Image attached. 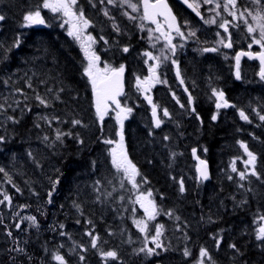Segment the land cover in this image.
<instances>
[{
	"label": "trees",
	"instance_id": "16d2710c",
	"mask_svg": "<svg viewBox=\"0 0 264 264\" xmlns=\"http://www.w3.org/2000/svg\"><path fill=\"white\" fill-rule=\"evenodd\" d=\"M41 2L0 0V15L5 17L0 21V136L4 137L0 201L5 194L11 198V203H0V264H60L54 259L58 254L65 264H199L200 260L204 264H264V243L256 239L264 226V121L259 118L264 115V89L259 86L253 92L249 80L234 83L229 69L233 62L226 52L203 51L216 46L218 24L207 25L170 0L180 25L187 22V31H196V38L183 39L184 49L176 47L175 55L170 54L190 91L189 104L184 93L173 98L167 87L160 88L158 95L141 87L133 91L130 80L144 71L137 55L147 46L136 20L119 14L115 4L117 32L97 11L99 2L77 0L74 10L82 9L91 21L88 33L102 46L103 58L115 64L125 59L127 83L121 105L132 112L123 123V141L140 173L139 188H133L124 172L112 164L111 149L120 140L117 115L112 111L101 120L95 113L91 84L83 74L87 60L79 42L67 34L68 26L61 27L65 17L41 9L45 23L24 26V15ZM220 12L231 20L222 8ZM239 25L245 29L243 23ZM182 31L187 33L184 27ZM17 37L21 44L12 47ZM124 47L129 51L124 52ZM163 68L170 74L174 71L169 62ZM170 79L175 84L174 77ZM213 89L224 92L228 107L216 108ZM37 95L47 106L39 103ZM146 96L151 97V105ZM153 104L169 111L159 127L151 122ZM240 110L247 121L241 119ZM214 114L216 120H212ZM73 120L81 123L73 125ZM57 132L71 135L56 140ZM240 142L256 156L254 165H246L247 171L240 163L247 155ZM193 149L209 163L205 182L196 179ZM149 192L159 214L141 233L133 221L147 217L136 195ZM21 205L37 219L38 228H24L17 215ZM158 224L163 226L159 242L164 248L156 249L159 255L146 256L139 249L146 244L155 248L151 237ZM88 232L98 236V248L91 246ZM202 247L211 259L200 257ZM18 248L23 251L14 250ZM101 251H115L117 258H102Z\"/></svg>",
	"mask_w": 264,
	"mask_h": 264
},
{
	"label": "snow or ice",
	"instance_id": "6c2138e0",
	"mask_svg": "<svg viewBox=\"0 0 264 264\" xmlns=\"http://www.w3.org/2000/svg\"><path fill=\"white\" fill-rule=\"evenodd\" d=\"M101 3H104V0H100ZM117 0H107L108 4H115ZM186 4H188V7L191 8L195 14L200 17L202 20H204L205 24H218V27L223 29V33L227 34L225 37L221 33H217V36L220 37V40L218 41L219 44L223 45V47L231 48L232 47V41H231V32L229 31L230 27H239V23L233 24L232 21L224 19L223 15L218 9L223 8L224 12H227L229 16L232 17V20L236 21H242L244 25H246L247 33L252 38V44L259 45L262 49L260 53L253 54L251 52H239L237 53L235 59H236V65H237V71H236V78L240 79V71H239V63L241 56L247 55L250 58L253 57V55L258 56L260 60V71L258 73L261 80H264V0H252V3L256 6L255 12L253 10L249 9L248 7H244L242 10L239 9L238 6V0H223V3H221V0H198L197 3L192 4L188 3V0H184ZM120 5H127L132 12H138L140 10V7L142 6L143 15L140 16L141 20L151 21L153 24L156 25L155 29H148L149 32V39H152V33L153 32H159L160 36L156 37V40H159L161 37L166 41L164 48L169 50L172 55H175L176 52V45L173 43V35L174 32L177 36H179L182 39H190V38H196V31L194 29H189L187 33L182 31V27L188 28L187 22L182 26L177 22V18L172 14L171 9L168 7L166 0H139V3H133L132 0H119ZM77 4V0H43L42 5L38 6L37 9L34 12H28L24 15L23 20L25 22L24 26H32V25H38V24H44L45 20L41 16V9H48L52 13L55 14H62L64 17H67L68 19L64 21L63 24H61V27L68 26V35L70 37H73L77 42H79L81 46V50L84 52L85 58L87 60V66L84 68V75L88 77L89 82L91 84L93 97H94V104L96 109L97 116L103 120L104 115L107 114L108 108H109V102L111 104H114L119 111L117 112V122L120 125V131L117 132V135L120 137L119 142L117 143V148L120 149V151H117V148L111 149V157H112V164L113 166L118 170H122L125 174V178L128 180L129 183L132 184L133 188H139V185L136 182V177L140 175L139 170L136 168V166L129 160L127 153L124 151L123 146V123L124 120L128 118V116L132 112V108L129 107H122L120 104V101L117 99L120 95L123 94V83H122V77L124 73V65H121L119 69L113 68L108 64H104V68L101 69L99 67L100 57L96 54L95 51L92 50V47L94 44L97 43L95 37H93L90 33H86L85 30L89 28L91 21L87 19L84 15V12L82 9L79 11L74 10V6ZM201 4L203 5H212L215 4L214 8H209V13H213L214 15L211 16L210 19H205L202 12L200 11ZM94 6V5H93ZM104 15L108 16V11H104ZM125 16H128L130 20H136L137 17L130 15L128 12L124 13ZM157 17H163L164 22L167 25V31L164 30L161 22L157 19ZM216 17H220L223 21L218 22ZM248 17H251V22H249ZM5 17L3 15H0V21H3ZM113 28L115 31L119 32V28L116 24H113ZM140 28L143 30L144 25L141 24ZM101 40H104V37H100ZM227 40V42H225ZM105 43H107L106 40H104ZM21 44V40L19 37L16 38L15 43L12 45V47H19ZM252 44L249 45V48L252 47ZM2 46V45H0ZM152 47H155V43H152ZM124 52H128L129 48L124 47ZM204 52H216L218 51V48H204ZM143 55L147 56L148 59L145 60V63L148 64L149 61H153V63L149 67V73L150 75L148 77H145L143 80H141L140 77H137V86H143L145 89L150 88L153 83H160L159 75L157 73V69L160 67L161 64H163L166 60H168L170 57L164 54V49L161 50V55L156 56L153 55L150 51H145ZM172 64L177 66V77L179 78L180 72L177 65V61L175 59H172ZM166 83V81H163ZM181 84H183V80L180 81ZM31 87V85H29ZM19 91V90H17ZM187 91V89H185ZM213 95L217 97V103L216 108L220 109L221 107H228V101L224 98L223 91H216L213 89ZM36 99L39 101L41 105L47 106V101L42 98L41 96L37 95ZM146 99L148 100L149 104H152V99L149 96H146ZM179 102V101H177ZM192 103V97L189 95V104ZM3 106L0 105V108ZM183 107V105H182ZM192 111L194 112L195 109L193 108ZM255 111V109H254ZM164 116H168L169 113L167 109L163 110ZM241 119L247 121L248 116L245 114L243 110H240L239 112ZM259 115V113H257ZM152 116L154 120V126L159 127L161 124V120L157 116V108L156 105H152ZM216 115L214 114L212 116V120H216ZM261 121H264V115L259 116ZM9 119L14 120L13 117H9ZM42 119H47V117H42ZM53 119H58V117H53ZM15 122V121H14ZM73 125H78L81 122L78 120L72 121ZM39 127V125H37ZM64 135H71V133H62L57 132L56 140H61V137ZM45 140L48 138L45 137ZM165 139H168V137H165ZM4 140V137L0 136V142ZM80 143H83V141H79ZM105 143L112 144L114 143L111 140H106ZM240 146L244 148V151L247 153L249 160L246 161V163H252L255 164L256 156L248 151L247 145L243 142H240ZM195 149H193V153L195 154ZM31 155V153H29ZM175 155V154H173ZM200 167L197 168V172L199 173L198 179L207 180L209 178L208 170H207V164L205 161H200ZM232 171H236V168L233 166ZM0 172H4L3 168H0ZM7 175V173H5ZM252 175H256L255 170L253 169ZM241 179H244L245 173H240ZM231 179V177H229ZM146 182V181H145ZM59 183V180L55 181L53 183V189L48 193V196L51 197L53 195V192L55 191V185ZM99 184V181L96 182ZM123 186V185H121ZM184 185L183 181L180 182V191L181 193L184 192ZM17 191H20V189L17 188ZM152 193H147V196H145L143 193H140L137 196V202L141 204V207L144 209L145 216L147 217V220H134L133 223L138 228V230L141 233H146L148 230V221H152L156 218V215L159 214V210L156 208V205L154 202H152L150 199L148 200V205L146 206L144 204V200L148 197H151ZM7 201L8 203H11V198L8 195H4V201H0V203H4ZM51 203V199L48 201ZM21 207H25L21 205ZM77 207H79L77 205ZM151 209V210H150ZM135 211V210H134ZM171 215V213H168ZM24 219H27L31 221V223L36 226L37 221L36 218L33 216H28ZM179 219V217H177ZM261 219H264V217H261ZM79 222V221H78ZM90 223V222H89ZM21 225L18 223L16 224V228L19 229ZM61 228H63V225H60ZM163 226L162 225H156V233L155 236H152L151 239L153 243L155 244V248L147 247V244L144 248L139 249L140 252L145 253L146 256H154L159 255V253L156 251V249H163L164 246L159 242V237L162 235ZM9 236H11V232L8 233ZM63 235V233H62ZM86 235H89L91 237V246L93 248H98V236L92 235L91 232L86 233ZM256 239L258 241H261L264 243V226H261L256 235ZM217 245L220 244V240L216 241ZM231 248L235 249L236 246L234 244L230 245ZM15 251H23V249L18 248L14 249ZM190 253L187 249L184 251V255L188 256ZM100 255L102 258H117V253L115 251H101ZM200 257H208L209 256L208 250L205 248L200 249ZM54 259L59 261L60 264H65L64 258L60 255H55ZM84 257L81 256V260H83ZM199 264H204L203 260L199 261Z\"/></svg>",
	"mask_w": 264,
	"mask_h": 264
},
{
	"label": "rangeland",
	"instance_id": "374dc122",
	"mask_svg": "<svg viewBox=\"0 0 264 264\" xmlns=\"http://www.w3.org/2000/svg\"><path fill=\"white\" fill-rule=\"evenodd\" d=\"M136 0H132L133 3H135ZM195 1V3L198 2V0H193ZM239 1V0H238ZM96 2H99L101 4V6H98L97 7V11L99 12V14L109 23H112L113 24H116L118 26V24L116 23V17L114 16V11H113V8L115 6V4H117V6L119 7L118 8V12L119 14L123 15L124 17L128 18V16H125L124 13L125 12H128L130 15L132 16H135L137 17L136 19V24H137V27H138V30L139 32H141L143 35V38L142 40H144V42H146V45H147V49L150 50V52L153 53V55H156V56H160L161 55V50L164 49V54L167 55V56H170L171 52L167 49L164 48V45L166 43V41L161 37L159 40H156L155 38L160 36V33L159 32H153L152 33V39L150 40L149 39V32H148V29L151 28V29H155L156 28V25L154 26H150V25H144V29L142 30L140 28V25L141 24H144V22H142L143 20L140 19V16H142V13L140 14L139 11L138 12H132V10L127 6V5H120L119 3V0H117V2L115 4H108L107 3V0H104V3H101L100 0H96ZM242 3H239L238 6H239V9L242 10L244 7H248L249 9L253 10V12H255L256 10V6L252 3V0H241ZM42 3V2H41ZM223 3V2H222ZM203 6V4H201V7ZM215 7V4H212V5H208V7L204 10L206 12V14L208 15V18L207 19H210L212 15H214L213 13H209L208 9L209 8H214ZM108 11L109 15L108 16H105L104 15V11ZM219 11V9H218ZM226 15H228V13L226 12ZM217 18V17H216ZM68 18L65 17V20H67ZM249 19V22H251V17H248ZM64 20V21H65ZM63 21V23H64ZM239 23H243L242 21H239ZM209 25V24H207ZM212 25V24H211ZM243 27L245 28V32H246V37L245 38H242V41H248V38H251V36L247 33V28H246V25L243 24ZM88 29L87 28L85 30L86 33H88ZM182 30V29H181ZM185 31L187 32V28H185ZM97 41V40H96ZM104 42V41H103ZM155 43V47H152V43ZM173 43L176 45V47H181L182 49L185 48V42L183 41L182 38H180L179 36H177L176 34L173 35ZM249 44H252V38L250 39V42ZM103 45L105 46L106 43L104 42ZM215 45H218L217 43H215ZM252 45H255V44H252ZM259 46V45H258ZM217 47V46H215ZM92 50L96 52V54L100 57V62H99V67L101 69L104 68V64H108L110 65L111 67L113 68H117V66H119V64L116 66V64L112 61H106L103 56L101 55V52H102V46L100 47L99 44H98V41L96 44L93 45L92 47ZM168 62V60H166L162 66ZM87 66V65H86ZM151 66V65H150ZM138 75L132 77V79L130 80L131 82V88L133 89V91H136L139 87L137 86V80L136 78L137 77H140L141 80H143L144 78L142 77L143 75L137 73ZM161 81V80H160ZM156 85H164L163 82H160V83H155V86ZM162 88V87H160ZM162 92L165 93L164 90H161ZM219 92V91H218ZM164 109H167V108H159V111H160V119L163 121V119H167L169 117L168 116H164L163 114V110ZM168 111V109H167ZM116 115H117V112H115ZM169 113V111H168ZM162 114H163V117H162ZM119 142V141H118ZM123 146H124V151H125V143L123 141ZM113 148H117V143L113 146ZM117 151L119 152L120 149L117 148ZM249 160V157L248 155L245 154L244 157L240 158V163L243 164V166L246 167V171H247V166H252V163H246V161ZM140 193H138L136 195V200H137V196L139 195ZM144 194V193H143ZM145 196H147V193L144 194ZM151 200L153 202V200L151 199V197H148L147 199H145L143 202L144 204L147 206L148 205V200ZM139 207L142 209L144 215H145V212H144V209L141 207V204L138 203ZM22 208V210H20L19 213H17L18 217H19V220H22L24 222V228L27 229V231L31 230V229H34V228H38L39 227V224L37 223L36 226H34L31 221L27 220V219H24L28 216H33L29 213V211H27L26 209H24L23 207H19V209ZM151 210V209H150ZM34 217V216H33ZM37 220V219H36ZM48 226H52L50 223H48ZM59 245V244H58ZM79 245V241H78V244ZM59 255V254H58ZM73 255H75L73 253ZM61 256V255H60Z\"/></svg>",
	"mask_w": 264,
	"mask_h": 264
},
{
	"label": "flooded vegetation",
	"instance_id": "af4514ba",
	"mask_svg": "<svg viewBox=\"0 0 264 264\" xmlns=\"http://www.w3.org/2000/svg\"><path fill=\"white\" fill-rule=\"evenodd\" d=\"M205 9L206 8H202V7L200 8V11H202V14H203L204 18H205V15H206V12L204 11ZM161 24H162V26L164 28V25H163L162 22H161ZM233 24H236V23H233ZM216 30H218V32L221 33L222 35H224L225 37L227 36V34L223 33V29H221V28L218 29L217 28ZM229 31L231 32L232 47L231 48H226L225 47L224 49L220 47L219 49H220V52H226L231 57L234 58V60L231 59V61L233 62V65L230 66V68H229V69H231V72H232L233 82L236 83L237 81L244 82L246 80H249L250 82H249L248 88L252 89L253 92L257 91L259 86H262L263 89H264V80H261L259 75H258L259 69H260V63H259V61L257 59L249 60L248 58H245V57L241 58L240 59V63H239L240 79L236 78L237 65H236L235 57H236L237 52L240 51V50H251L253 53H259V52L262 51L261 47L255 44V45H252L251 48H249L250 40L248 41V43L240 42V39L242 37H241L240 33L238 32V30L236 29V27H230ZM214 38L216 40H218V41L220 40V37L217 36V35H215ZM225 42H227V40H225ZM145 51H150V50L147 49V46H144V51H139V53L137 52L138 53V55H137L138 65H141V66L144 67L143 76H142L143 78L148 77L150 75L149 67H150V65L155 63L153 61H149L148 64L145 63V60L148 59L147 56L143 55V53ZM123 61H125V59L121 60L120 61L121 63L120 64L118 63V64H119V66L124 65L125 80H126V78H127V69L125 67V62H123ZM171 61L172 60H170V58H169L168 62L170 63V66L174 68V71L171 74L169 73V71H165V69L163 68L162 64L157 69V73L159 75V79L161 80V82L166 81V83L163 82L164 85H156L155 86V83H153L152 86L150 88H147V89H145L143 86H140V87L143 88L144 90H146V92H149L150 94H155V95H158V93L160 91V87H167L166 89H168V92L170 94H172L173 98L179 97L180 93L181 94L184 93L188 97V95L183 91L181 85L179 84V82L177 80V76H176L177 74H176V71H175L176 68H175V65H173ZM122 62H123V64H122ZM170 76L174 77L175 84L171 83L172 80L170 79ZM175 85L177 86V88L175 87ZM187 90H188V87H187ZM233 92L237 93V89H234ZM188 93H189V91H188Z\"/></svg>",
	"mask_w": 264,
	"mask_h": 264
},
{
	"label": "water",
	"instance_id": "95a60500",
	"mask_svg": "<svg viewBox=\"0 0 264 264\" xmlns=\"http://www.w3.org/2000/svg\"><path fill=\"white\" fill-rule=\"evenodd\" d=\"M175 1L179 2L182 6H184L185 8H187L192 14H194L196 17H198V16L195 14V12H194L191 8L188 7V4H186V3L184 2V0H175ZM166 3H167V5H168V7L171 9L172 14L177 18L176 14L174 13V11H173V9H172L170 3H169V0H166ZM188 3H191L190 0H188ZM141 8H142V6H141ZM198 18H200V17H198ZM157 19H158V20H159V19H162V20L164 21V18H163V17H157ZM200 19H201V18H200ZM149 22H151V21H149ZM177 22L179 23L178 18H177ZM179 24H180V23H179ZM165 25H166V24H165ZM166 28H167V25H166ZM173 33H174V32H173ZM239 52L247 53V52H245V51H239ZM239 52H238V53H239ZM248 52H251V51H248ZM251 53H253V52H251ZM259 53H260V52H259ZM253 54H257V53H253ZM244 56H245L246 58H248L249 60L257 59V60L259 61V63H260V60H259L258 56H256V55H253V57H251V58H250L249 56H247V55H244ZM241 57H242V56H241ZM260 67H261V65H260ZM259 71H260V70H259ZM176 76H177V75H176ZM177 80H178V82L180 83V85H181L183 91L189 96L188 90L185 91V89H187V88H186L184 82H183V84H181V82H180V81L182 80L181 76H179V78L177 77ZM122 83H123V94L120 95L119 97H117V99H118L119 101H120V98L124 95L125 90H126V85H125V70H124L123 77H122ZM92 104H93V109H94V111H95V113H96L95 104H94L93 92H92ZM120 104H121V101H120ZM112 108H114L115 110L119 111V109H117L116 106H115L114 104H111V102H109V108H108V112H107V114L112 110ZM104 116H105V115H104ZM157 116H158V118H159V112H158V110H157ZM150 117H151V122H152V124L154 125V120H153V116H152V110H151V112H150ZM159 119H160V118H159ZM160 125H161V124H160ZM192 155H193V159H194V161H195L196 179H197L198 181H202V182L207 181L209 178H208L207 180L198 179L199 173L197 172V168L201 166V165H200V161H201V160L205 161L206 164H207L208 175H210V169H209V163H208V161H207L206 159H204L203 157H201V156L197 153V151H195V154L192 152Z\"/></svg>",
	"mask_w": 264,
	"mask_h": 264
},
{
	"label": "bare ground",
	"instance_id": "6f19581e",
	"mask_svg": "<svg viewBox=\"0 0 264 264\" xmlns=\"http://www.w3.org/2000/svg\"><path fill=\"white\" fill-rule=\"evenodd\" d=\"M92 92V91H91ZM190 92V91H189ZM151 105V104H150ZM157 106H159V105H157Z\"/></svg>",
	"mask_w": 264,
	"mask_h": 264
}]
</instances>
